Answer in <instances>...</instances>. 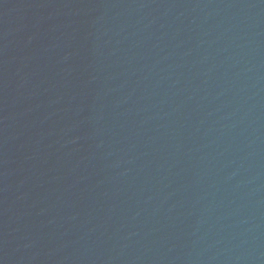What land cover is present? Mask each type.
<instances>
[{
  "label": "water",
  "instance_id": "water-1",
  "mask_svg": "<svg viewBox=\"0 0 264 264\" xmlns=\"http://www.w3.org/2000/svg\"><path fill=\"white\" fill-rule=\"evenodd\" d=\"M0 264H264V0H0Z\"/></svg>",
  "mask_w": 264,
  "mask_h": 264
}]
</instances>
